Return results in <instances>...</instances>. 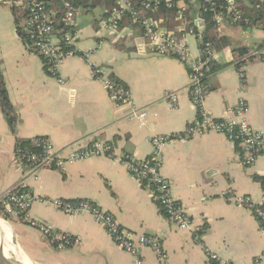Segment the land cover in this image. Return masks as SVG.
<instances>
[{
	"label": "crops",
	"instance_id": "obj_1",
	"mask_svg": "<svg viewBox=\"0 0 264 264\" xmlns=\"http://www.w3.org/2000/svg\"><path fill=\"white\" fill-rule=\"evenodd\" d=\"M94 5L90 1L89 7H78L76 49L90 54L87 59L75 55L61 62L59 75L65 83L49 75L41 57L23 43L13 12L0 9V73L18 114L13 133L0 102V197L24 181L40 199L30 208L31 217L77 238L72 247L57 249L37 228L0 217L10 235L8 241L0 238L9 255L25 264H135V256L120 248L90 213L67 214L48 201L59 198L90 200L132 233L158 236L164 259L143 247L142 264H217L213 253L235 264H264V230L250 210L227 199L229 191L254 201L263 198V185L255 177L264 176V155L246 164L240 148L218 132L168 143L161 151L162 172L190 216V229L170 221L151 188L120 161L124 154L148 158L153 151L151 137L184 131L196 119L197 108L188 66L145 47L141 31L132 23L110 29L108 8L102 2ZM89 13L94 19L88 18ZM189 19L196 23V9ZM168 21L167 29L180 26L171 28ZM221 33L230 44L218 49L203 108L215 118L229 119L244 98L251 124L264 129V30L251 26L246 32L241 26L226 25ZM187 40L192 55L198 56L197 37L193 34ZM238 47L260 52L244 61V82L236 66ZM92 65L102 66L127 85L133 105L147 111L145 121L130 118L132 104L115 101L93 76ZM168 93L178 96L176 106ZM37 136L49 138L59 150L103 139L113 143L114 155L69 163L58 170L39 169L35 177L32 169L18 167L15 148L17 138Z\"/></svg>",
	"mask_w": 264,
	"mask_h": 264
},
{
	"label": "built area",
	"instance_id": "obj_2",
	"mask_svg": "<svg viewBox=\"0 0 264 264\" xmlns=\"http://www.w3.org/2000/svg\"><path fill=\"white\" fill-rule=\"evenodd\" d=\"M5 2L10 7L15 5L23 9L24 18L21 26L28 35L29 49L43 59L53 77H56L60 83H65L59 75L61 62L75 55L87 59L90 54L76 49L79 32L75 27V17L78 7L72 0H64L63 13L59 18L58 11L49 7L45 0H5ZM260 2L264 5V0ZM139 4L140 7L133 0H114L108 19L109 28L117 29L122 19L128 17L133 25H139L136 27L142 33L145 47L160 56L177 58L188 66L191 80L189 88L192 101L197 108V117L187 125L184 131L152 136L150 144L153 151L148 158L142 159L131 154H124L119 159L137 180L142 183L147 182L153 199L170 221L177 224L180 229H190V216L173 195L171 182L162 172V149L168 143L177 140L218 132L224 134L240 148L241 158L246 164L251 165L264 155V129L256 128L251 124L248 118V103L244 98L239 99L230 111L233 116L229 119L215 118L203 108L204 100L210 93L207 78L219 51L211 41L203 39L205 19L202 14L211 15L212 21L220 32L226 25L241 26L247 32L249 29L244 28L243 22L248 23L249 18L245 15L243 6L251 7L253 2L251 0H140ZM163 6L176 10V20L180 22L176 30L165 27L164 24L170 20L169 17L160 19L141 17L140 8L156 11ZM192 9L198 12L195 26L190 25L193 22L189 19ZM261 26L260 23L254 24V27L261 28ZM193 34L198 39L200 51L198 56L192 55L187 40ZM259 54V51H248L239 56L237 61H246ZM242 69L239 70L241 75ZM92 73L95 78L102 81L115 101L123 105L132 104L129 113L131 119L146 120L147 111L133 105L131 91L127 85L109 74L100 65H92ZM71 92L74 96L76 89H71ZM167 98L174 106L178 103V96L175 93H168ZM31 143L30 148L19 150L16 163L21 169H32L35 177L39 169L58 170L66 164L92 157L113 156L115 150L113 143L103 139H95L84 144H71L64 150L57 149L54 143L44 136L31 138ZM227 199L234 205L250 210L264 230V196L260 201H254L249 196L237 195L229 191ZM37 200H40L39 197L33 194L24 181H20L0 197V216L16 219L37 228L47 242L57 249L75 245L77 238L73 235L31 217L30 208ZM48 201L67 214L90 213L120 248L135 256V264H142L140 252L143 247L152 248L161 260L165 257L158 236L132 233L123 227L110 212L90 200L57 198ZM211 257L217 264H235L214 253Z\"/></svg>",
	"mask_w": 264,
	"mask_h": 264
},
{
	"label": "trees",
	"instance_id": "obj_3",
	"mask_svg": "<svg viewBox=\"0 0 264 264\" xmlns=\"http://www.w3.org/2000/svg\"><path fill=\"white\" fill-rule=\"evenodd\" d=\"M45 1L49 7L54 8L55 10L58 11L59 18H60L63 13V6H64L63 1L64 0H45ZM72 1L75 3L77 7L79 6L89 7L90 1L93 2V6H96L94 4H97V3L100 4L102 2L108 8L106 14H109V15L114 5V0H72ZM133 1L137 4L138 7H140V4H139L140 0H133ZM251 1L253 2V6L251 7L247 5L243 6V9L245 10V15L249 18L248 23L243 22L244 28L249 29L251 28V26H254V24L260 23L262 25L261 29L264 30V5L260 2V0H251ZM11 10L15 16L14 19H15V26H16L17 33L19 37L21 38V40L23 41V43L28 47L29 46L28 45V35L25 29L21 26V21L24 18V11L19 6H15V5L11 7ZM139 10H140V14L142 18L152 17L154 19H160V18L169 17L170 21L168 22L170 23L169 25L171 28L180 24V22L176 20V10L175 9H169L163 6L162 8L156 11L147 10L143 8H140ZM202 15H203V18L205 19V31L203 34V39L207 41H211L217 50L221 49L222 47L228 46L230 44V39L217 30L214 22L212 21L211 15L207 13H203ZM130 23H132L131 20L128 17H124L121 21L120 27H125L126 24H130ZM134 25L139 27L138 24L137 25L134 24ZM190 25L195 26V23L192 22L190 23ZM234 51L237 52L239 56H242L243 54L247 53L249 49L246 47H238V48H235ZM43 64H44V61H43ZM243 64H244V61H238L236 66L240 70L242 69ZM44 69L49 75H52L47 65L45 64H44ZM241 72H242L241 79L244 82L246 80L244 69H242ZM0 102H1L2 112L8 121L11 131L13 133H16L18 114H17V111L14 105L12 104L9 98V95H8V92L5 86L4 77L1 73H0ZM37 137H41V136H37ZM31 145H32L31 139L17 138L16 148H15L16 154L20 153L19 152L20 149L30 148ZM255 178L261 181L263 188H264V176H256ZM143 184L146 185L147 182L144 181Z\"/></svg>",
	"mask_w": 264,
	"mask_h": 264
},
{
	"label": "water",
	"instance_id": "obj_4",
	"mask_svg": "<svg viewBox=\"0 0 264 264\" xmlns=\"http://www.w3.org/2000/svg\"><path fill=\"white\" fill-rule=\"evenodd\" d=\"M0 263L1 264H25L14 255H5V247L0 240Z\"/></svg>",
	"mask_w": 264,
	"mask_h": 264
},
{
	"label": "rangeland",
	"instance_id": "obj_5",
	"mask_svg": "<svg viewBox=\"0 0 264 264\" xmlns=\"http://www.w3.org/2000/svg\"><path fill=\"white\" fill-rule=\"evenodd\" d=\"M0 9H2V10H4L5 12L6 11H12L11 10V7L9 6V5H7L6 4V2H5V0H0ZM87 15H89V19H94L93 18V16H94V14L93 13H89V14H87ZM237 29H239V28H237ZM1 217V216H0ZM1 218H3V217H1ZM1 220V219H0ZM1 221H3V220H1ZM4 222V221H3ZM4 237V239L6 240V241H8L9 239L7 238V237H5V235H4V232H3V230H2V232L0 233V238H3Z\"/></svg>",
	"mask_w": 264,
	"mask_h": 264
},
{
	"label": "bare ground",
	"instance_id": "obj_6",
	"mask_svg": "<svg viewBox=\"0 0 264 264\" xmlns=\"http://www.w3.org/2000/svg\"><path fill=\"white\" fill-rule=\"evenodd\" d=\"M2 230L4 232L5 237H7L8 239H10V235L5 231L6 230L5 227H4L3 223L0 221V233L2 232ZM8 253H9V249H8V246L6 245L5 246V255L8 256Z\"/></svg>",
	"mask_w": 264,
	"mask_h": 264
}]
</instances>
